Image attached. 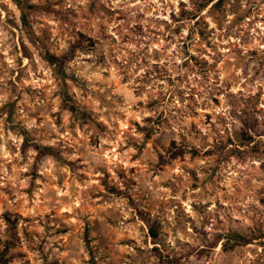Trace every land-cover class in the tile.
Masks as SVG:
<instances>
[{
    "label": "rangeland",
    "instance_id": "374dc122",
    "mask_svg": "<svg viewBox=\"0 0 264 264\" xmlns=\"http://www.w3.org/2000/svg\"><path fill=\"white\" fill-rule=\"evenodd\" d=\"M209 1L0 0L6 264H264V0Z\"/></svg>",
    "mask_w": 264,
    "mask_h": 264
},
{
    "label": "trees",
    "instance_id": "16d2710c",
    "mask_svg": "<svg viewBox=\"0 0 264 264\" xmlns=\"http://www.w3.org/2000/svg\"><path fill=\"white\" fill-rule=\"evenodd\" d=\"M12 1L14 2V4L17 6V8L19 9V11H20V13H21V17H20V19H21L22 26H23L26 30H27V29H30V25H29V21H28V18H27V14H26L24 8L22 7V0H12ZM212 1H213V0H210V1L208 2V4H210ZM223 2H224V0H217V1H216L214 4H212L211 6H212V7H213V6L218 7V6H220ZM46 61L49 62L50 64H53V63L56 62V60H53V58H51V57H48ZM66 105H67V104H66ZM67 107H68V109H69L71 112H74V111H75V109H74L72 106H67ZM149 235H150V237H152V238H156V233H155V231H154L152 228L149 229ZM218 241H219V238L216 239V241L214 242L213 245H216ZM243 241H244L243 244H247V243H248L246 240H243ZM5 249H6V251H7V248H5ZM6 251H5V252H6ZM6 263H7V262L3 260V255L0 254V264H6Z\"/></svg>",
    "mask_w": 264,
    "mask_h": 264
}]
</instances>
